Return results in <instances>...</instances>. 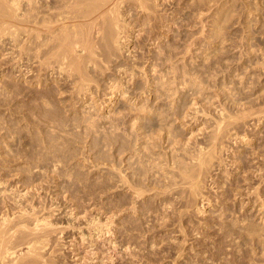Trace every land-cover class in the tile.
<instances>
[{"label":"rangeland","instance_id":"rangeland-1","mask_svg":"<svg viewBox=\"0 0 264 264\" xmlns=\"http://www.w3.org/2000/svg\"><path fill=\"white\" fill-rule=\"evenodd\" d=\"M164 1H153L171 16L162 19L163 38L143 45L135 31L130 43L149 70L151 55L174 49L183 38L176 62L182 78L159 68L160 76L167 74L152 84L158 91L127 83L128 94L110 98L114 74L107 72L90 82L83 100L70 81L57 88L45 74L35 77L31 41L0 36V218L14 217L19 208L12 197L26 182L43 183L36 204L55 225L41 252L57 264H264V156L250 161L264 154V112L257 113L260 122L255 114L240 121L242 135L252 140L230 142L228 152L231 161L240 155L244 167L218 170L204 189L201 210L182 188L168 187L173 161L166 164L167 157L191 163L198 146L208 145L220 105L234 112L264 108V0H215L213 11L203 0L200 19L191 16L197 10L192 4ZM143 75L135 80L144 86ZM169 81L175 90L163 94L160 84ZM50 204L51 210L42 209ZM108 216L111 232L92 230L94 219L106 222Z\"/></svg>","mask_w":264,"mask_h":264},{"label":"bare ground","instance_id":"bare-ground-1","mask_svg":"<svg viewBox=\"0 0 264 264\" xmlns=\"http://www.w3.org/2000/svg\"><path fill=\"white\" fill-rule=\"evenodd\" d=\"M153 1L156 2L158 0ZM153 1L0 0V36L6 34H12L13 37L22 35L21 38H24V41L21 40L22 43L33 42L29 44L33 48L28 49L33 50L32 58L34 57L33 60L36 63L37 70L35 77L41 78L42 74H45V77L56 82L57 88L61 87L58 85H62V88L66 87L65 84L70 81L68 84L73 85V88L80 95L79 98L82 97L83 100L86 99L92 90L90 82L97 79L100 75H107L108 73L114 74L113 77L110 76V82L107 87L110 89V94H112L110 98H113V94L118 92L128 94L127 83L131 84L134 90L141 88L145 92L158 91L160 87L155 86L152 88V84L155 83L157 78L163 79L167 74H161L160 76L161 69L159 70V68H170L169 71L172 70L174 75L173 78L179 82L182 78L181 72L177 75L180 66L176 65V62L180 59L178 57L182 51L177 52V49H180L183 38L180 37L178 41L175 40L177 43H174V49H168L166 52L162 51L156 56L154 54L151 55L152 65L149 70L144 68V66H140V56L135 55L136 51L130 48V43L134 42L135 31H138L136 39L139 37L143 45H152L163 38L161 30H159L164 25L162 19L165 18L167 20V16L171 18L170 14H163L162 10H160L162 3H160V0V5L157 4L160 6L158 8L155 5L157 2L154 4ZM172 1L170 3L169 0V4L172 5ZM178 1L179 6L182 0ZM202 1L184 0L182 3L187 8L188 5L192 4L190 7H193L192 11L197 9L191 15L196 18L199 15L201 16L202 10H199V8L204 7V3H206L205 7L208 11H211L215 7L213 5L217 4L215 0H206L204 3ZM149 2H153L152 5ZM164 2L168 3L167 0ZM170 6L167 8H170ZM178 6L174 7L178 8ZM198 6L200 7L198 8ZM177 8H173L174 11H172L175 13ZM136 9L145 15L147 14L148 16L146 17L148 18L145 17V21L143 18L138 19L135 16L137 14L135 13L137 12ZM163 11L166 12L164 9ZM187 16L183 15L179 18H187ZM210 16H213V14ZM174 17L172 15V18ZM188 20L192 22L191 18ZM181 21L185 20L182 19L177 21V23ZM165 22L167 23V21ZM174 24L176 25V23ZM234 48H237V46H234ZM23 49H25V46ZM143 55L145 56L146 52ZM141 64L145 63L142 62ZM139 72H142L143 76H145L144 86L140 85V83L137 84L135 80V76ZM127 78H129L128 81L126 80ZM171 84L170 81L167 84L166 82L160 84L161 87L165 88V91L162 92L163 94L175 90V88L171 87ZM131 86L129 85L128 87ZM63 92L60 91L58 93L62 94ZM59 100L58 103H62L63 100L66 101L63 98ZM220 106L217 117L214 120L213 129L207 139L208 145L198 146L195 154L190 157L191 163L174 161L171 157L166 159V164L172 161L173 165L176 164L175 167L173 165L171 167L170 173L172 175L169 179L168 187H171L172 190L182 188L199 210L202 209L205 200H207L204 189L214 180L215 174L220 175L218 170L228 166L231 167L235 165L234 163H238L237 168L244 167V159L240 155H236L233 162L228 152L232 147L230 142L249 143L252 140L247 135H242L239 127L240 121L246 120L248 117L254 116V114L258 116L257 113L264 112V108L261 107L258 109L257 107L255 109L254 107H241L234 112L230 111L225 104ZM256 121H262V116H258ZM263 156V153L258 152L256 157L253 156L255 158H250V161L257 159L258 163H260L261 160L263 161ZM175 169L177 170L175 171ZM47 179L49 178L47 177ZM122 182L127 183L125 176L122 177ZM39 183L36 184L34 180L26 182L20 193L12 197L13 203L19 208L17 212L13 213L14 217L7 213L0 218V264L15 263L16 260L21 264H38L40 260H42L43 264H57L53 260L46 259L41 252L48 245L55 224L38 211L36 202L42 199L41 189L44 186L42 185L43 183ZM211 184L214 183L212 182ZM143 192L144 190L140 188L136 191V194L140 197ZM51 206L52 204L49 206L44 205L42 209L51 210ZM67 223L69 224L68 221ZM112 223L110 216L107 217L106 222L94 219L91 223L92 230L95 229L101 236H104L106 233L111 232L110 225ZM125 252H128L127 255L129 257L135 256L131 252L130 246L125 247ZM125 256L119 253L118 259L122 260ZM52 258H54V254L51 255ZM120 264L124 263L121 262Z\"/></svg>","mask_w":264,"mask_h":264}]
</instances>
